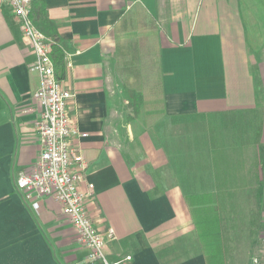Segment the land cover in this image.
I'll list each match as a JSON object with an SVG mask.
<instances>
[{"label":"crops","instance_id":"1","mask_svg":"<svg viewBox=\"0 0 264 264\" xmlns=\"http://www.w3.org/2000/svg\"><path fill=\"white\" fill-rule=\"evenodd\" d=\"M47 4L67 45L68 112L87 134L74 138L88 163L80 186L94 184L87 208L96 227L115 231L108 259L227 264L229 222L233 239L248 231L256 242V225L264 227V0ZM35 60L21 19L0 5V264H102L59 201L44 197L36 210L16 184L42 150ZM131 89L143 96L138 113L130 110ZM258 140L260 182L244 162L227 182V152L233 161L255 157L241 148ZM228 189L260 192L257 200L234 195L229 211L230 199L219 197ZM257 201L248 230L241 207ZM240 240L238 252L250 253L251 240Z\"/></svg>","mask_w":264,"mask_h":264},{"label":"built area","instance_id":"2","mask_svg":"<svg viewBox=\"0 0 264 264\" xmlns=\"http://www.w3.org/2000/svg\"><path fill=\"white\" fill-rule=\"evenodd\" d=\"M32 0H0V5H10L21 19L25 36L31 42L36 54L33 69L40 76L41 85L35 98L41 107L37 122L42 150L37 162L28 171H20L16 178L18 189L26 202L38 210L44 197H52L63 205L69 221L78 231V238L86 246L92 260L102 264H121L111 261L106 255L107 240L115 238V231L109 228L101 232L92 220L87 200L94 184L84 190L80 184L88 167L75 136H86L79 131L68 112V104L74 93L56 75L55 63L51 57L52 43L38 29L30 17ZM127 260L131 256L126 257Z\"/></svg>","mask_w":264,"mask_h":264},{"label":"trees","instance_id":"3","mask_svg":"<svg viewBox=\"0 0 264 264\" xmlns=\"http://www.w3.org/2000/svg\"><path fill=\"white\" fill-rule=\"evenodd\" d=\"M30 17L32 19L33 24L40 29L51 41L52 43V52H51V57L54 60L55 63V70H56V75L59 79H63L66 76V66H67V45L65 39L61 36L59 32V27L57 25V22L54 21L53 19L50 18L49 12H48V4L47 0H32L31 2V11H30ZM259 84V83H258ZM130 94V102L129 105L132 107L133 111L135 113H138L143 101V96L141 93H138L134 90L129 91ZM229 128V126L227 127ZM259 133V132H258ZM232 139V137H231ZM259 140L256 141L251 148L247 147L248 145H242L241 151L244 150L245 152L248 150H253L255 149V157H241V161L239 160H234L233 158H230V161H226L227 164H225V169H224V176L225 180L227 182L232 183L233 180V167H237L238 163H247L251 164L253 166L254 171L251 172V175L255 177L257 182H260V174H259V162H258V155H256V149L257 146L259 145ZM234 146L233 140H230V142L226 145L227 147ZM237 147L239 145L237 144ZM232 148V147H231ZM232 150V149H230ZM240 150V149H239ZM240 157V156H239ZM225 162V160H224ZM235 179L240 178V173L235 174ZM243 176V175H241ZM237 192H240L239 190L234 191V189H228V190H221L219 193L224 197L225 199H229L230 197L233 198L234 195L237 194ZM258 190L252 191V197L258 199ZM204 197L208 200H213L212 194H206ZM230 214H227L226 216H229Z\"/></svg>","mask_w":264,"mask_h":264},{"label":"rangeland","instance_id":"4","mask_svg":"<svg viewBox=\"0 0 264 264\" xmlns=\"http://www.w3.org/2000/svg\"><path fill=\"white\" fill-rule=\"evenodd\" d=\"M130 110H132L131 112L134 113L133 109H130ZM228 150H230V149H228ZM251 151L253 152L252 149H251ZM230 153H231V151H230ZM247 153L248 152H245L246 155H247ZM227 156H228V152H227L226 157H225V164H227V162L230 161V158H231L230 156H228V157ZM238 197H240L241 199H245V198L246 199H248V198L252 199L253 198L251 190L250 191L245 190V191L237 192V198ZM229 199L230 200H228V203H230V205L227 204L226 208H229V211H232L233 206H235V204L232 203V200H233L232 197H230ZM255 200H257V199H255ZM257 204H258V201H257ZM241 208H242L241 217L243 218L241 220V221H243L242 224L245 225V223H246L248 230H249V227H250V230H252V227L254 226V225H252L253 213L256 211L257 219H258V216L260 214L259 204H258V206H253V207L247 208V209H249V211L246 209V207H241ZM253 208H255L254 209L255 211H253ZM248 214L251 215L250 218H249V216H247ZM231 229H232V223L231 222L226 223V233L224 236V245H225L224 249H225V254H226L225 258H226V261H228L227 264H264V227L256 225V228H255L256 230L254 229L257 233L256 234L257 237L255 239L256 242H252L253 241L252 237L250 239H248L249 238L248 231L245 232L246 234L241 238V240L238 238L233 239ZM227 231H230V232H227ZM250 233H251V231H250ZM252 234H253V232H252ZM238 240H240L241 244H244L245 242H248L249 240H251L250 253H239L238 252V250H239L238 246L234 245L235 243H237ZM233 246H235V250L233 249ZM235 251H237L236 254L233 253ZM105 253L107 254V252H105Z\"/></svg>","mask_w":264,"mask_h":264}]
</instances>
